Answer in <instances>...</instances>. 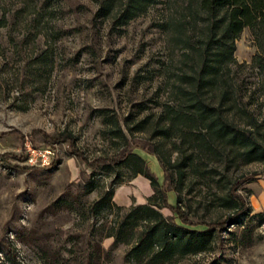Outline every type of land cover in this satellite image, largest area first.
<instances>
[{
    "label": "rangeland",
    "instance_id": "1",
    "mask_svg": "<svg viewBox=\"0 0 264 264\" xmlns=\"http://www.w3.org/2000/svg\"><path fill=\"white\" fill-rule=\"evenodd\" d=\"M97 10L94 0H0V19L7 20L0 28V264L69 256L72 235L90 230L88 207L112 186L118 205L147 202L150 180L132 177L127 166H93L126 145L164 187V164L193 155L180 187L181 205L196 221L235 213L224 204L235 183L247 199L249 212L217 230L211 249L177 264H264V161L244 163L223 146L210 155L188 133L160 132L162 105L174 98L182 67L181 52L160 25L166 9L159 4L121 25L117 13L100 18ZM263 36L242 31L235 51L242 66H233L232 75L243 106L264 121V76L252 66ZM28 146L53 148L55 156L49 165L32 164ZM91 181L96 188L89 194ZM169 202L178 203V192H169ZM125 250L117 249L114 264H123Z\"/></svg>",
    "mask_w": 264,
    "mask_h": 264
},
{
    "label": "trees",
    "instance_id": "2",
    "mask_svg": "<svg viewBox=\"0 0 264 264\" xmlns=\"http://www.w3.org/2000/svg\"><path fill=\"white\" fill-rule=\"evenodd\" d=\"M94 1L98 4L96 16L106 18L117 13L118 25L159 4L166 9L160 25L167 32L172 49L181 52L182 67L172 82L174 98L162 105L163 136L188 133L210 155L223 146L244 163L264 161V121L243 106L237 93V78L232 75L233 66H242L235 57L236 40L242 31L248 27L264 35V0ZM5 25L4 15L0 28ZM259 41L262 51L256 54L252 66L258 67L264 76V38ZM151 151L157 152L155 148ZM194 162L192 154L180 162L168 160L164 164L167 181L164 187L146 160L128 145L114 158L96 160L94 168L129 167L132 177L142 175L150 180L154 193L145 203L125 207L114 201L115 186L104 190L85 214L87 220L92 219L88 234L72 235L71 254H55L44 264H114L116 251L122 245L126 247L123 264H177L211 249L216 231L235 224L236 215L249 212V206L237 190L240 183H235L224 196V204L235 213L224 220L192 219L181 205L180 185L186 168ZM85 185L89 194L96 188L94 181ZM170 191L178 192L176 205L169 202ZM163 208H169L174 216L165 215ZM110 237L113 243L106 248L103 241Z\"/></svg>",
    "mask_w": 264,
    "mask_h": 264
},
{
    "label": "built area",
    "instance_id": "3",
    "mask_svg": "<svg viewBox=\"0 0 264 264\" xmlns=\"http://www.w3.org/2000/svg\"><path fill=\"white\" fill-rule=\"evenodd\" d=\"M28 157L27 160L36 164L38 161L42 165H49L51 163V159L55 156V150L53 148H33L28 146Z\"/></svg>",
    "mask_w": 264,
    "mask_h": 264
},
{
    "label": "crops",
    "instance_id": "4",
    "mask_svg": "<svg viewBox=\"0 0 264 264\" xmlns=\"http://www.w3.org/2000/svg\"><path fill=\"white\" fill-rule=\"evenodd\" d=\"M141 177H142V175H141ZM146 178V177H145ZM149 180V179H148ZM136 182L137 183H141L142 185H143V187H144V190H147L148 191V194H151V191L149 192V190H148V188L146 187V185H145V183H144V180L142 179V178H140V177H138L137 178V180H136ZM149 184H150V181H149ZM149 187L151 186V185H148ZM126 202V201H125ZM124 202V203H125ZM110 239H112V238H110Z\"/></svg>",
    "mask_w": 264,
    "mask_h": 264
}]
</instances>
